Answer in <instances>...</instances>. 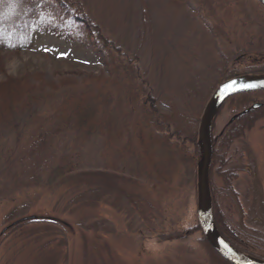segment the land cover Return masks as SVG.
<instances>
[{
    "label": "rangeland",
    "instance_id": "obj_1",
    "mask_svg": "<svg viewBox=\"0 0 264 264\" xmlns=\"http://www.w3.org/2000/svg\"><path fill=\"white\" fill-rule=\"evenodd\" d=\"M24 1L6 6L15 11ZM68 1L99 28L108 54L94 38L67 32L68 17L54 7L42 12L30 49L0 51L9 77L77 82L36 90L0 117V264H208L196 219L198 156L189 161L194 147L183 135L171 138L175 155L142 149L136 162L116 150L119 127L86 133L64 125L56 110L66 92L95 86L83 84L88 76L112 73L116 106L137 75L142 99L166 97L189 116L207 93L200 117L223 74L264 63V8L255 0H186L183 9L169 0ZM243 108L226 102L212 136ZM225 161L210 175L218 209L254 258H264V117L231 143ZM64 165L72 172L54 177ZM226 170L235 175L232 191L223 184ZM168 176L166 185L156 181Z\"/></svg>",
    "mask_w": 264,
    "mask_h": 264
},
{
    "label": "trees",
    "instance_id": "obj_2",
    "mask_svg": "<svg viewBox=\"0 0 264 264\" xmlns=\"http://www.w3.org/2000/svg\"><path fill=\"white\" fill-rule=\"evenodd\" d=\"M11 1L13 0H0V51L17 52L30 49L33 45L34 30L37 31L44 21V14L42 15V12L47 8H49V11H52L53 7L68 17L67 32L75 28L76 33L82 35L84 38H94V47L102 53L105 50L104 54L111 47L110 45L107 46V40L101 34L99 28L94 26L89 17L82 12L81 7L78 6L76 7L77 9L72 8V4L68 0H25L24 4L20 5L15 11L6 6ZM169 4L176 6L178 9L187 8L186 0H169ZM95 41L103 44L102 51L98 46L99 43H95ZM187 59L190 60L191 58L187 57ZM185 61L186 59L184 58ZM244 74H264V63L257 70H252L251 72H226L219 79L220 82L214 83L218 86L225 80ZM0 75L2 77L0 81V117L12 113L16 104L22 99H26L27 95L32 94L36 90L43 91L46 88L57 92L66 86L77 85V82L70 78L51 79L45 77L42 73H29L23 77H9L5 75L4 71L0 70ZM113 76L112 73H109L108 76L105 74L99 76L90 75L87 77L88 80H83V84L88 83L95 86L88 89L84 87L78 89L75 87L73 92H66L56 110V115L59 116L61 122L64 125L72 122L73 128L80 129L86 133L99 130L110 132L114 126H116V129L119 127L116 134L118 148L114 145L111 146H114L120 155L127 154L130 156L132 154V160L136 162L141 157L142 149H145L146 152L152 151V153L157 150L166 157L175 155L178 143L172 142L171 138L176 137L177 139L183 135V142L194 147V154H190L188 159L195 163L198 156L196 146L198 117L201 107L208 96L207 93L205 97L203 96L196 101L198 102L197 104H193V109L197 108V105L200 106L196 112L190 113L189 116V114L186 115L179 112V109L166 97L152 98L146 96L142 99L145 93L139 85L135 84L137 79V75H135L129 79V82L132 81L133 85H130V88H125V91L120 90L117 93L116 96L119 100L116 106L113 102L115 95L111 89V87L116 86ZM256 95L255 93L239 94L231 97L227 102L231 101L235 103L237 108H246L255 101L254 97ZM115 117L118 119L115 120ZM263 117L264 106L261 109L251 110L248 113H239L224 127L221 134L216 137L212 136L213 157L210 175L216 165L218 171L226 165L225 153L231 143L243 137L245 131L250 129L257 120ZM110 136L109 138L111 139ZM113 137L115 138L114 135ZM111 146L110 149H112ZM71 172L72 168L64 165L56 168L53 176L62 178ZM221 177L225 187L229 191H232L231 181L235 178L233 171L226 170L221 173ZM156 181L166 185L169 182V176L162 179L158 178ZM210 189L213 220L219 233L236 250L254 257L248 251V242L246 240L243 241L239 236L236 237V234L227 224L225 217L216 204L215 189L213 186ZM197 227L200 230L199 226ZM203 244L208 264H229L216 254L204 239ZM258 259L264 260V258Z\"/></svg>",
    "mask_w": 264,
    "mask_h": 264
},
{
    "label": "water",
    "instance_id": "obj_3",
    "mask_svg": "<svg viewBox=\"0 0 264 264\" xmlns=\"http://www.w3.org/2000/svg\"><path fill=\"white\" fill-rule=\"evenodd\" d=\"M264 8V0H255ZM264 91V74H244L220 83L202 110L197 127L196 219L203 239L229 264H264V260L239 252L219 233L212 214L210 171L213 157L212 129L225 102L233 96ZM259 105L251 106L256 110ZM248 110L244 111L247 112Z\"/></svg>",
    "mask_w": 264,
    "mask_h": 264
},
{
    "label": "flooded vegetation",
    "instance_id": "obj_4",
    "mask_svg": "<svg viewBox=\"0 0 264 264\" xmlns=\"http://www.w3.org/2000/svg\"><path fill=\"white\" fill-rule=\"evenodd\" d=\"M255 94H264V91H262V92H255ZM262 97V96H261ZM257 98H258V96H257ZM264 99V98H263ZM263 99H260L259 98V100H255L254 102L255 103H253V104H250V106L249 107H246V108H243L242 110H241V112H239V113H248L249 111H251V106H253V105H259V107L257 108V109H261L263 106H264V100ZM256 109V110H257ZM246 110H248L247 112H244V111H246ZM239 113L238 114H235L233 117H232V119H230V121L228 122V123H230L237 115H239ZM223 129H224V127H223ZM223 131V130H222ZM221 131V132H222ZM221 132L219 133V134H221ZM218 134V135H219ZM217 135V136H218Z\"/></svg>",
    "mask_w": 264,
    "mask_h": 264
}]
</instances>
